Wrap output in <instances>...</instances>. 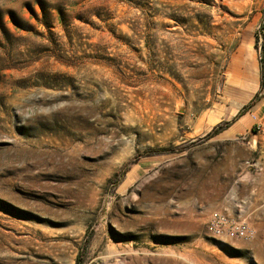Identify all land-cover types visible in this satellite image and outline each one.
<instances>
[{"label": "rangeland", "instance_id": "rangeland-1", "mask_svg": "<svg viewBox=\"0 0 264 264\" xmlns=\"http://www.w3.org/2000/svg\"><path fill=\"white\" fill-rule=\"evenodd\" d=\"M263 27L264 0H0V264H264Z\"/></svg>", "mask_w": 264, "mask_h": 264}, {"label": "built area", "instance_id": "built-area-1", "mask_svg": "<svg viewBox=\"0 0 264 264\" xmlns=\"http://www.w3.org/2000/svg\"><path fill=\"white\" fill-rule=\"evenodd\" d=\"M252 116L255 119L252 130L255 140L259 135L264 138V125L258 121L254 114ZM207 229L210 234L218 238L249 242L256 237V229L250 223L223 210H216L211 213L207 222Z\"/></svg>", "mask_w": 264, "mask_h": 264}, {"label": "crops", "instance_id": "crops-1", "mask_svg": "<svg viewBox=\"0 0 264 264\" xmlns=\"http://www.w3.org/2000/svg\"><path fill=\"white\" fill-rule=\"evenodd\" d=\"M264 36V33H263ZM262 45H264V37L262 38V42L260 44V48L257 49L255 45L248 47V51L249 50H254V52L257 54L259 52L260 56L263 55V50L264 48H262ZM240 57V56H239ZM241 58V57H240ZM241 62H238L234 68L237 71V74H239V76L237 77L238 79H240V81L243 79L245 81H249V75L246 72V70H244L243 68H240ZM259 71L254 73V79L252 82V86H248L247 84V88H241V92H243L245 94V101L248 100H254L257 96L262 97V99H260L259 101L254 102V104L252 105V114H254L257 118L259 115L264 114V85H261V70H260V63H259ZM259 76V77H258ZM251 89V90H250ZM244 129L243 124H239V123H235L234 125H232L231 127H229L227 130H225L224 132H230L231 135H237L240 134L242 132V130Z\"/></svg>", "mask_w": 264, "mask_h": 264}, {"label": "trees", "instance_id": "trees-1", "mask_svg": "<svg viewBox=\"0 0 264 264\" xmlns=\"http://www.w3.org/2000/svg\"><path fill=\"white\" fill-rule=\"evenodd\" d=\"M263 33H264V27L262 29ZM262 33V34H263ZM260 34L259 33H256V43H255V46L257 49H259V46H260ZM262 48H264V45H262ZM261 60H260V63H261V66H260V70H261V85L263 86L264 85V50H263V55H261ZM247 110V107L244 108L243 111H246ZM230 126V123L228 122H225V123H221L219 125H217L213 131L211 132L212 135H218L219 133H221L222 131L226 130V127L228 128Z\"/></svg>", "mask_w": 264, "mask_h": 264}]
</instances>
